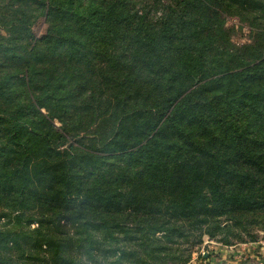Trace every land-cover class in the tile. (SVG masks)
<instances>
[{
    "label": "trees",
    "instance_id": "obj_1",
    "mask_svg": "<svg viewBox=\"0 0 264 264\" xmlns=\"http://www.w3.org/2000/svg\"><path fill=\"white\" fill-rule=\"evenodd\" d=\"M256 231L264 0H0V264H191Z\"/></svg>",
    "mask_w": 264,
    "mask_h": 264
},
{
    "label": "rangeland",
    "instance_id": "obj_2",
    "mask_svg": "<svg viewBox=\"0 0 264 264\" xmlns=\"http://www.w3.org/2000/svg\"><path fill=\"white\" fill-rule=\"evenodd\" d=\"M228 27L233 29V40L236 44L242 45L249 42V30L247 25L240 22L237 18L228 20ZM45 21L40 19L32 29L36 38L40 37ZM4 34V29H2ZM258 240L255 242H235L232 246H225L215 240L204 238V243L193 251L191 264H264V233L256 231ZM219 244V245H217ZM251 245L249 247H245ZM224 246V247H223ZM224 251H221L223 250ZM225 252V253H224Z\"/></svg>",
    "mask_w": 264,
    "mask_h": 264
},
{
    "label": "crops",
    "instance_id": "obj_3",
    "mask_svg": "<svg viewBox=\"0 0 264 264\" xmlns=\"http://www.w3.org/2000/svg\"><path fill=\"white\" fill-rule=\"evenodd\" d=\"M217 245H219V244H217ZM224 247V246H223ZM245 247H249L248 249H250V247H251V245H247V246H245ZM235 248V247H234ZM233 248V246L232 247H229V249H234ZM221 251H224V249L223 250H221ZM225 253V252H224ZM230 264H232V262L230 263Z\"/></svg>",
    "mask_w": 264,
    "mask_h": 264
}]
</instances>
